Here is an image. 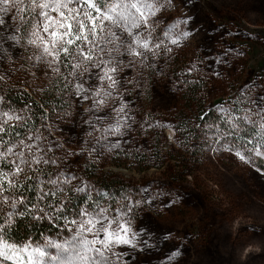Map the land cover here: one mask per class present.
Listing matches in <instances>:
<instances>
[{
    "label": "rangeland",
    "instance_id": "1",
    "mask_svg": "<svg viewBox=\"0 0 264 264\" xmlns=\"http://www.w3.org/2000/svg\"><path fill=\"white\" fill-rule=\"evenodd\" d=\"M11 15L0 32L21 39L0 46V84L17 86L34 99L53 90L63 94L62 111L54 106L37 129L61 145L49 153L57 165H41L40 172L20 178L74 174L77 179L62 185L59 198L73 192L112 208L124 206L135 247H117L122 255L112 257L116 264H264V158L245 163L226 151L234 137L225 134L231 129L225 113L217 111L222 105L243 117L264 96V33L244 29L264 28V0H167L154 18L161 48L120 73L126 115L111 111L120 101L104 110L111 119L100 127L119 119V134L84 123L91 118L85 111L89 102H77L64 89L63 76L33 58L37 50L22 31L14 33ZM198 105L208 111L203 119L192 113ZM0 109L24 116L2 103ZM186 120L190 130L184 129ZM237 122L241 129L253 127ZM98 175L122 180L125 191L104 194ZM84 186L86 192L75 191Z\"/></svg>",
    "mask_w": 264,
    "mask_h": 264
},
{
    "label": "snow or ice",
    "instance_id": "2",
    "mask_svg": "<svg viewBox=\"0 0 264 264\" xmlns=\"http://www.w3.org/2000/svg\"><path fill=\"white\" fill-rule=\"evenodd\" d=\"M166 2L0 0V14H3L0 26L6 24L4 17L12 13L14 33L22 31L27 44L37 50L33 58L51 72L62 75L64 89H70L69 94L74 95L77 102H89L85 111L91 118L84 123L93 131L119 134V119L115 125L100 127L105 120L111 119L104 110L110 102L120 101L119 106L113 103L111 111L117 117L126 115L127 102L119 92L120 73L125 67H133L137 60L143 64L149 59L148 53L156 55L161 48L163 41L156 43L153 35L154 18ZM173 27L175 25L168 28L165 37ZM20 39L15 34L0 32V46L5 41L18 43ZM171 43L177 41L173 39ZM2 102L3 97H0ZM251 103L256 105L254 112L249 109L243 117H233L231 110L217 106V111L225 113V122L231 129L225 134L234 137L225 150L245 163L254 162L253 156L264 158V96ZM252 115L259 120H253ZM25 119L15 111L0 109V264H116L112 257L119 259L122 255L115 251L117 247H135L136 234L132 233L124 206L112 208L93 200L90 195L77 203L59 199L64 191L62 185H71L77 179L74 174L61 173L62 179L58 176L39 181L41 185L53 186L47 190L40 187L37 191L35 175H28L21 181L26 171L38 173L41 165H57L58 158L49 153L61 147L39 130L28 135L20 132L23 126L20 122ZM240 120L253 125L255 136L245 139L238 135L241 128L237 121ZM104 138V135L97 138V143ZM86 188L76 187L75 191L84 193ZM22 190L35 193V202L23 195ZM17 217L46 220L58 229V238L41 233V243L31 234L27 239L19 237L13 230Z\"/></svg>",
    "mask_w": 264,
    "mask_h": 264
},
{
    "label": "trees",
    "instance_id": "3",
    "mask_svg": "<svg viewBox=\"0 0 264 264\" xmlns=\"http://www.w3.org/2000/svg\"><path fill=\"white\" fill-rule=\"evenodd\" d=\"M239 24V23H238ZM241 25V24H239ZM246 31L256 32V33H264L263 29H248L244 28ZM193 87L190 86L188 89V92H193ZM51 93L47 95L46 98H39L34 99L28 96L26 92H24L21 88L14 86V85H5L4 83L0 84V97H3L2 104L5 108H15V109H21L24 113V117L26 118L25 121L20 122L23 126L19 128V131L22 132L24 135H28L31 132H35L40 124L43 123L44 118L49 114V112H54V108L56 107L57 110L62 111V104L61 101L63 99V94L55 93V91H50ZM55 106V107H54ZM201 105H198L192 113L195 115V117H205V113H208V111H203ZM187 121V120H186ZM204 121V120H203ZM184 129L190 130L189 127V121L184 123ZM256 129L254 127L249 128L246 126H243L241 129V136H244L245 139L251 138L255 136ZM162 158V157H161ZM145 167H148V164H145ZM21 181H24L25 178H20ZM96 180H99L100 183V190L103 191L104 194L110 193V194H120L121 191H125V186L123 185L122 180L116 179L115 177L105 178L100 175L96 178ZM28 183H32V181H29ZM40 187H44L45 190L49 188H53L52 185H41L39 183V180L37 179V191L40 189ZM23 195L29 196L32 198V202H35V193L28 192L22 190ZM70 197L68 198H59L62 200H68L71 201V203H77L81 201L82 199H87L86 194H75L73 192L69 193ZM104 195H99L98 199L103 198ZM13 230L15 233L18 234L19 237H23L27 239L28 235L31 234L32 238L34 240L41 239V233H44V235H56L58 229L51 227L48 222L45 221H37L32 219L31 217H17L16 223L13 226Z\"/></svg>",
    "mask_w": 264,
    "mask_h": 264
}]
</instances>
